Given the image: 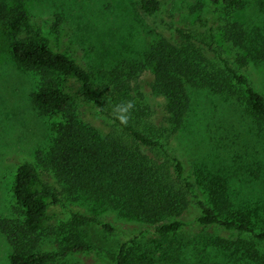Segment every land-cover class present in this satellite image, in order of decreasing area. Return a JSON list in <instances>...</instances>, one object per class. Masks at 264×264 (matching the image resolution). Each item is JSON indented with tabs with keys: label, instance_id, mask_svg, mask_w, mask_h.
Returning <instances> with one entry per match:
<instances>
[{
	"label": "trees",
	"instance_id": "16d2710c",
	"mask_svg": "<svg viewBox=\"0 0 264 264\" xmlns=\"http://www.w3.org/2000/svg\"><path fill=\"white\" fill-rule=\"evenodd\" d=\"M208 1L228 11L220 28L223 40L236 51V66L228 59L222 58V65L212 61L192 33L195 25L178 29L177 35L155 29L142 59L128 61L134 64L129 78L109 87L92 68L52 47L33 24L25 0H0V31L11 37L13 58L39 77V88L31 96L34 105L43 114L62 115L50 148L37 152V164L24 162L17 169L13 195L18 216L0 217V233L12 249L10 264H62L70 254L91 253L87 243L72 237L55 252L40 250L41 235L52 231L51 210L60 194L154 224L164 236L186 229L179 217L194 201L200 210L198 225L219 227L234 236L210 238L209 247L235 252L249 264H264V228L257 227L262 219L253 220L244 207L238 213L226 212L227 189L206 182L201 171L186 174L182 159L170 149L191 111L190 89L233 98L264 123V94L244 72L251 64H264V35L230 14L241 0ZM138 7L145 15H157L163 0H139ZM63 20L57 16L58 35ZM206 20L200 17L195 24L206 26ZM146 68L153 75L152 91L165 101L159 123L137 99L143 96L138 73ZM201 188L206 189V198L199 194ZM73 218L114 229L93 216L74 213ZM125 248L124 244L118 264L125 260Z\"/></svg>",
	"mask_w": 264,
	"mask_h": 264
},
{
	"label": "rangeland",
	"instance_id": "374dc122",
	"mask_svg": "<svg viewBox=\"0 0 264 264\" xmlns=\"http://www.w3.org/2000/svg\"><path fill=\"white\" fill-rule=\"evenodd\" d=\"M138 1L25 0L33 24L50 39L52 47L92 68L98 80L109 87L118 85V79L129 78L134 60L142 59L155 29L177 35L178 29L195 25L192 33L204 43L212 61L222 65L223 58L236 64V51L223 40L220 28L228 11L208 0H163L162 10L149 16L139 9ZM230 14L249 30L258 29L264 35V0H241ZM58 15L64 18L59 35L55 31ZM200 17L207 18L206 26L195 24ZM11 42L10 35L0 31V217L18 216L13 195L17 169L24 162L37 164V152L50 148L62 120L61 114H43L34 105L31 96L39 88V77L16 63ZM128 61L134 64L128 65ZM244 72L264 94V64H251ZM138 74L143 95L137 96L138 102L148 107L153 113L150 118L159 123L165 101L152 91L150 69ZM190 95L191 111L171 140L170 149L182 159L186 174L201 171L206 182L227 189L230 206L227 202L226 212L238 213L244 207L254 215L253 220L262 219L257 227L264 228V123L233 98L205 89H190ZM52 184L56 185L53 179ZM199 194L206 198V189L201 188ZM74 213L96 217L114 229L78 223ZM199 215L192 201L179 217L186 229L164 236L155 231L154 224L84 198L60 194L51 210L52 231L41 235L40 250L55 252L65 238L72 237L87 243L92 251L70 254L62 264H118L124 244L122 264H249L235 252L209 247L210 238L234 236L219 227L198 225ZM144 230L150 232L141 236ZM11 253V246L0 233V264H10Z\"/></svg>",
	"mask_w": 264,
	"mask_h": 264
}]
</instances>
